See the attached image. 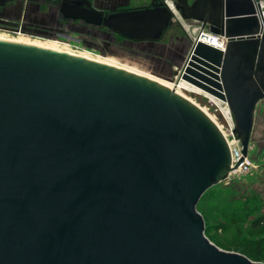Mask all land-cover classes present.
I'll list each match as a JSON object with an SVG mask.
<instances>
[{
    "label": "water",
    "instance_id": "95a60500",
    "mask_svg": "<svg viewBox=\"0 0 264 264\" xmlns=\"http://www.w3.org/2000/svg\"><path fill=\"white\" fill-rule=\"evenodd\" d=\"M229 39L194 42L177 81L227 103L247 155L264 99V25L254 0H174ZM66 18L158 40L167 1ZM239 158L233 167L243 160ZM228 142L195 103L143 75L0 39V264H264L205 235L197 204L232 170Z\"/></svg>",
    "mask_w": 264,
    "mask_h": 264
},
{
    "label": "rangeland",
    "instance_id": "374dc122",
    "mask_svg": "<svg viewBox=\"0 0 264 264\" xmlns=\"http://www.w3.org/2000/svg\"><path fill=\"white\" fill-rule=\"evenodd\" d=\"M61 1L15 0L11 6L0 8V39L82 56L172 87L191 52L196 35L194 28L199 25L196 20L183 19L174 0H166L173 5L175 16L162 37L138 41L103 25L64 18L59 11ZM259 1L264 7V0ZM91 2L99 10L115 12L149 4L151 0ZM178 91L224 131L232 127L233 121L235 123L233 115L223 110L228 105L222 100V103L212 100L188 87ZM256 109L249 149L254 164L252 171L233 174L212 185L200 198L197 209L205 221V235L212 243L223 250L241 253L264 263V221L261 222L264 217V99Z\"/></svg>",
    "mask_w": 264,
    "mask_h": 264
},
{
    "label": "built area",
    "instance_id": "2783aa9c",
    "mask_svg": "<svg viewBox=\"0 0 264 264\" xmlns=\"http://www.w3.org/2000/svg\"><path fill=\"white\" fill-rule=\"evenodd\" d=\"M257 1L261 4V2L259 0H257ZM261 6H262L261 7L262 11L259 10V13H257V15L260 19L261 25H264V7H263V5H261ZM197 22L199 23V25L194 28V32H196V35L193 38V43L196 41H202V42L207 43V44L211 43L210 45L215 46V44L213 42L215 37L218 41H224V39L226 38V37L224 38L223 35L219 36V35L212 33L208 29V27L205 28V26H203L202 22H200V21H197ZM230 113H231V111H230ZM234 129H235V123L233 121L232 127L227 128L226 131H224L227 134V136L230 140V143H231V147L230 146L229 147H230L231 156H232V167L237 163V161L239 160V158L241 156H243L244 158L238 167L235 166L232 168L228 177L233 175V174L250 173L252 171L253 166H254L253 161L249 155L250 144H249V149H248L247 155H244L242 152V145L240 143V140L237 138V136L234 132Z\"/></svg>",
    "mask_w": 264,
    "mask_h": 264
},
{
    "label": "bare ground",
    "instance_id": "6f19581e",
    "mask_svg": "<svg viewBox=\"0 0 264 264\" xmlns=\"http://www.w3.org/2000/svg\"><path fill=\"white\" fill-rule=\"evenodd\" d=\"M254 2H255V6H256V10H257V13H259V10L261 11V5L259 4V2L257 1V0H254ZM172 9L174 8L173 7V5L172 4H170L169 5ZM224 38H225V36H224ZM228 39V38H227ZM226 38L224 39V41H218L217 39H216V37L214 38V44H215V46L217 47V48H219V49H221L222 51H226V49H227V46H228V42H229V39L227 40ZM4 40H6V39H4ZM9 41H11V40H9ZM17 42V41H16ZM20 43H23V42H20ZM28 44V43H27ZM211 44V43H210ZM32 45V44H31ZM37 46V45H36ZM40 47H42V46H40ZM46 48V47H45ZM50 49V48H49ZM53 50H55V49H53ZM57 51H59V50H57ZM61 52H63V51H61ZM70 54V53H69ZM82 57V56H81ZM138 74V73H137ZM144 76V75H143ZM146 77V76H145ZM164 85V84H163ZM165 86H167V85H165ZM168 88H170V89H172V90H174V91H176L177 93H179L180 95H182L179 91H178V89L179 88H183V87H188V89H192L193 91H195V92H199V93H203L205 96H207V97H209L210 99H212V100H216V101H218V102H221V100L220 99H218L217 97H214L213 95H211V94H209V93H207V92H205V91H203L202 89H200V88H198V87H195L194 85H192V84H190L189 82H187V81H185V80H180V81H175L174 83H173V85H172V87H169V86H167ZM182 96H184V95H182ZM185 97V96H184ZM188 99V98H187ZM261 101V100H260ZM222 103V102H221ZM258 105V104H257ZM219 106V105H218ZM199 107V106H198ZM222 110V109H221ZM223 110L225 111V113L227 112L228 114H230V109H229V107L227 106V107H225V108H223ZM223 112V111H222ZM221 128V129H220ZM220 130H222L221 132H222V134L224 135V137H225V139H226V141L228 142V144H229V146L231 147V143H230V140H229V138H228V136H227V134L224 132V130L222 129V127L220 126Z\"/></svg>",
    "mask_w": 264,
    "mask_h": 264
},
{
    "label": "flooded vegetation",
    "instance_id": "af4514ba",
    "mask_svg": "<svg viewBox=\"0 0 264 264\" xmlns=\"http://www.w3.org/2000/svg\"><path fill=\"white\" fill-rule=\"evenodd\" d=\"M15 0H0V8L1 9H4V8H6V7H9V6H11V4L14 2ZM162 1H166V0H151V2L149 3V4H145V5H141V6H139V7H148V8H153V7H156V6H158L159 5V3L160 2H162ZM193 1L194 0H189V3L191 4V3H193ZM63 3H67V4H71L72 6H74L75 8H78V9H76V13L77 14H80L81 12H80V9H84V8H93V9H96V10H99V9H97L95 6H94V4H93V2H91V0H62L61 1V3H60V6H59V11H60V13H61V15L64 17V18H66L65 16H64V14H63V12L61 11V8H62V6H63ZM136 7H138V6H136ZM136 7H129V8H124V9H119V10H117V11H115V12H118V11H122V10H126V9H131V8H136ZM80 8V9H79ZM99 11H101L102 13H103V15H109L110 13H113V12H109V11H103V10H99ZM68 19H72V20H80V21H83V22H85V23H87V24H89V25H95V24H92V23H88V22H86L85 20H83V19H80V18H76V19H74V18H68ZM97 26V25H96ZM98 26H100V25H98ZM106 27V26H105ZM108 28V27H107ZM110 29V28H109Z\"/></svg>",
    "mask_w": 264,
    "mask_h": 264
},
{
    "label": "crops",
    "instance_id": "0c3cea01",
    "mask_svg": "<svg viewBox=\"0 0 264 264\" xmlns=\"http://www.w3.org/2000/svg\"><path fill=\"white\" fill-rule=\"evenodd\" d=\"M256 112H257V109H256V111H255V119H256V117H257V115H256L257 113H256ZM254 122H255V121H254ZM253 128H254V127H253ZM252 131H253V130H252Z\"/></svg>",
    "mask_w": 264,
    "mask_h": 264
},
{
    "label": "trees",
    "instance_id": "16d2710c",
    "mask_svg": "<svg viewBox=\"0 0 264 264\" xmlns=\"http://www.w3.org/2000/svg\"><path fill=\"white\" fill-rule=\"evenodd\" d=\"M264 221V217L261 219V222H263Z\"/></svg>",
    "mask_w": 264,
    "mask_h": 264
}]
</instances>
